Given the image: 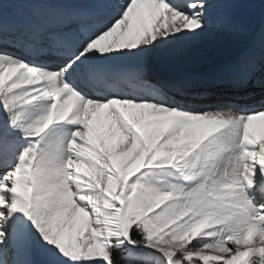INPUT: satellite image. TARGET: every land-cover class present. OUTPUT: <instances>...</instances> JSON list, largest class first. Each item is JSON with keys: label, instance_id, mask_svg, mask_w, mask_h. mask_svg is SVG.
Listing matches in <instances>:
<instances>
[{"label": "snow or ice", "instance_id": "snow-or-ice-1", "mask_svg": "<svg viewBox=\"0 0 264 264\" xmlns=\"http://www.w3.org/2000/svg\"><path fill=\"white\" fill-rule=\"evenodd\" d=\"M218 82L264 90V0H0V264H264V99L189 103Z\"/></svg>", "mask_w": 264, "mask_h": 264}, {"label": "bare ground", "instance_id": "bare-ground-1", "mask_svg": "<svg viewBox=\"0 0 264 264\" xmlns=\"http://www.w3.org/2000/svg\"><path fill=\"white\" fill-rule=\"evenodd\" d=\"M245 34L249 35L248 31L246 30L245 25L242 26V30L235 32V33L213 32V33L205 36L204 38H202L201 41L198 42L196 45H194L192 48H190V49H188V50H186L180 54L181 55H190V56L196 55V56H204L205 57L206 55H209V52L217 51L218 49L225 47L228 43L229 44L230 43L235 44L236 42H239L241 39L240 37L245 36ZM219 51H221V50H219ZM219 51H217V52H219ZM242 54L243 53H238V54L236 53L233 56L227 55L223 59L227 60V59L231 58L233 60L234 58H236ZM170 60L171 59L160 61V62L159 61L153 62L151 65L152 71L153 72H160L162 70L174 71L173 68L176 69L177 66H179V67L181 66L183 71L187 70L186 72L190 71L191 73L204 74V73H209V72L216 70L222 64L231 62V61H227V62L222 61L218 64L211 65V66H200V65H197V64H194L191 62L185 63V64H177V63L172 64L173 59L171 61ZM218 60H220V59H218ZM156 63H158V64H156ZM170 68H172V69H170ZM183 71H180V72H183ZM198 90H200V89H198ZM206 90H207V92H209L213 96H216V95H217V97L228 96V99L224 98V100H223L222 98H218V100H204V99L200 100V99H197V97H196L197 92L194 91L190 95L189 103L193 107H196V108H201V106H203L201 109H208L205 107L206 105H209L210 106L209 108H215V107L220 106L224 103H232L237 108L255 107V106H258L259 102L262 99L250 102L248 98L253 96L255 93L264 92V90H262L260 88H250L247 91L238 92V91L232 90L227 84H225L223 82H218V83H216L215 86L210 87V88H206ZM244 99H246V100H244ZM243 100L248 101V103L245 104L243 102Z\"/></svg>", "mask_w": 264, "mask_h": 264}, {"label": "rangeland", "instance_id": "rangeland-1", "mask_svg": "<svg viewBox=\"0 0 264 264\" xmlns=\"http://www.w3.org/2000/svg\"><path fill=\"white\" fill-rule=\"evenodd\" d=\"M244 25L246 27V30L248 31L249 25L247 23H244ZM259 27H260V24H259V21H257L256 22V31L257 32L259 31ZM248 33H249V31H248ZM247 35L248 34H245V36H241L240 37L241 38L240 41L236 42L235 44L234 43H230L231 44L230 45L228 43L225 47H223L221 49H218L217 51L221 50L219 52H217V51L209 52V55H206L205 57L204 56H196V55L190 56V55H181L180 54L175 59H173V60L171 59L172 60V64H175V63L185 64V63H189V62L194 63V64H210L212 62L213 63L217 62L218 59H223L227 55L233 56L236 53L237 54L238 53H243L245 51V49L247 47V44H248V41H249V39H248L249 35L248 36ZM156 64H158V63H156ZM202 107L203 106H201V108ZM205 107L210 109L209 105H206Z\"/></svg>", "mask_w": 264, "mask_h": 264}]
</instances>
